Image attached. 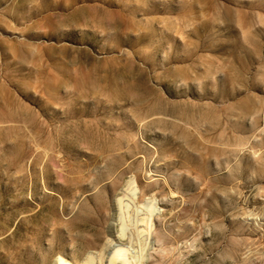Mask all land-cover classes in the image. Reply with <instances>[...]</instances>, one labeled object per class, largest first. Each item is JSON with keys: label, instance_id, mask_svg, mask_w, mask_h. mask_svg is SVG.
<instances>
[{"label": "rangeland", "instance_id": "rangeland-1", "mask_svg": "<svg viewBox=\"0 0 264 264\" xmlns=\"http://www.w3.org/2000/svg\"><path fill=\"white\" fill-rule=\"evenodd\" d=\"M132 177L162 264L264 241V0H0V264L85 250Z\"/></svg>", "mask_w": 264, "mask_h": 264}, {"label": "bare ground", "instance_id": "bare-ground-1", "mask_svg": "<svg viewBox=\"0 0 264 264\" xmlns=\"http://www.w3.org/2000/svg\"><path fill=\"white\" fill-rule=\"evenodd\" d=\"M139 190L147 192L132 177L118 201L110 207L112 212L105 215L106 224L93 244L85 250L74 247L69 255L58 254L54 264H162L167 260L172 251L167 242L168 225L162 220L165 215L159 212L154 196L141 198ZM115 195L118 196V192ZM219 238L224 245L223 264H264L261 239H251L248 250L239 255V244L234 236L223 233ZM228 256L230 260L225 259Z\"/></svg>", "mask_w": 264, "mask_h": 264}]
</instances>
